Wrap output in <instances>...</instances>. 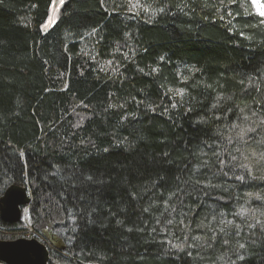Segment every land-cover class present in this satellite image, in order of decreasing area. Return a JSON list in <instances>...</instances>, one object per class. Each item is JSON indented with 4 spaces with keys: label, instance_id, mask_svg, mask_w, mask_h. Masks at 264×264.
<instances>
[{
    "label": "trees",
    "instance_id": "16d2710c",
    "mask_svg": "<svg viewBox=\"0 0 264 264\" xmlns=\"http://www.w3.org/2000/svg\"><path fill=\"white\" fill-rule=\"evenodd\" d=\"M51 6L0 0V242L20 187L48 264H264L252 0Z\"/></svg>",
    "mask_w": 264,
    "mask_h": 264
},
{
    "label": "water",
    "instance_id": "95a60500",
    "mask_svg": "<svg viewBox=\"0 0 264 264\" xmlns=\"http://www.w3.org/2000/svg\"><path fill=\"white\" fill-rule=\"evenodd\" d=\"M29 203L26 189L10 188L2 199V219L8 223L21 221L23 209ZM0 262L3 264H48V249L36 238L4 240L0 242Z\"/></svg>",
    "mask_w": 264,
    "mask_h": 264
},
{
    "label": "rangeland",
    "instance_id": "374dc122",
    "mask_svg": "<svg viewBox=\"0 0 264 264\" xmlns=\"http://www.w3.org/2000/svg\"><path fill=\"white\" fill-rule=\"evenodd\" d=\"M66 0H63V3ZM255 11L261 15V12L264 11V4L261 0H252ZM63 3H61V0H52V6L50 9V17L47 21V23L43 26L44 29H48L57 19L59 10L61 9ZM264 17V15H261ZM29 223V212L28 207H24L23 214H22V221L19 225V228H24L20 231L6 233V239L5 240H15L17 238H35L38 239L40 242L44 243L45 245H48L47 243L43 242L42 239H40L37 235H35L34 231L31 229H27L26 226H28ZM33 235V236H32ZM17 236V237H16ZM50 237V235L48 234ZM51 238V237H50ZM44 240V239H43ZM0 264H3L0 262Z\"/></svg>",
    "mask_w": 264,
    "mask_h": 264
},
{
    "label": "snow or ice",
    "instance_id": "6c2138e0",
    "mask_svg": "<svg viewBox=\"0 0 264 264\" xmlns=\"http://www.w3.org/2000/svg\"><path fill=\"white\" fill-rule=\"evenodd\" d=\"M61 3H63V0H61ZM261 15H264V11L261 12ZM254 131H255V129L249 128L247 130H242L241 133H239L238 135L241 137V139H243V136L246 134V132H254ZM229 143H231V140H229ZM261 158L264 159V153L261 154ZM220 163L223 164V161H220ZM261 178L264 179V177H261ZM89 179H91V178L89 177ZM237 179H241L242 180L243 177L241 176V177H238ZM168 223L170 224V223H172V221L169 220ZM262 228H264V225H262ZM224 243H227V241H224ZM241 247H243V245H241ZM188 255L190 256L191 253L189 252ZM239 259L243 260L244 257H239Z\"/></svg>",
    "mask_w": 264,
    "mask_h": 264
},
{
    "label": "bare ground",
    "instance_id": "6f19581e",
    "mask_svg": "<svg viewBox=\"0 0 264 264\" xmlns=\"http://www.w3.org/2000/svg\"><path fill=\"white\" fill-rule=\"evenodd\" d=\"M36 233V232H35ZM33 236V235H32ZM17 237V236H16ZM36 238V237H35Z\"/></svg>",
    "mask_w": 264,
    "mask_h": 264
}]
</instances>
